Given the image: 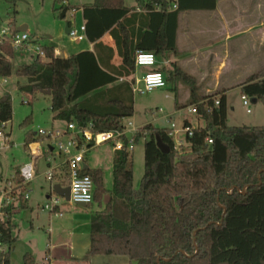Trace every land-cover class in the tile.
I'll return each mask as SVG.
<instances>
[{
	"label": "trees",
	"instance_id": "trees-1",
	"mask_svg": "<svg viewBox=\"0 0 264 264\" xmlns=\"http://www.w3.org/2000/svg\"><path fill=\"white\" fill-rule=\"evenodd\" d=\"M157 5L160 11H156ZM216 7L217 0H152L151 14L159 19L155 38L151 42L145 38L133 47L130 36L124 37L121 54L128 72L135 70L137 50L155 55L177 52L181 12ZM80 8L90 41L122 28V20L130 12L125 0H94ZM14 31L19 30L14 26ZM37 43L45 56L36 55L33 62L14 69L12 59L18 50L0 38V78L14 73L27 77L28 83L19 86V91L32 99L50 91L51 110L66 124H92L97 132L127 126L126 120L135 111L134 93L130 83L118 82L119 72L102 69L91 51L60 58L54 46ZM169 80L174 86L181 83L188 87L190 101L179 108L197 104L195 116L205 125L187 135L186 146L179 150L170 127L157 128L150 123L139 128L135 142L142 137L146 141L145 170L138 188L128 150L116 151L113 156L112 189L105 187L101 169L83 168L81 174L91 176L95 183L93 202L99 206L91 218L88 253L123 255L130 264H264V125L230 126L224 91L216 93L220 95L216 105L215 96L200 93L196 77L184 69L175 66ZM241 89L243 95L264 103V69L251 75ZM12 116V97L6 91L0 97V127L3 123L7 126ZM190 122L185 120L186 125ZM157 134L170 147L168 153L158 147ZM208 138L213 139L210 145ZM42 139V135L28 133L25 145L28 148ZM67 171L57 174L55 181L66 186ZM15 178L22 180L20 169ZM11 209V216L1 226L10 250L0 253V264H11L17 240ZM23 259L25 264H36L31 253Z\"/></svg>",
	"mask_w": 264,
	"mask_h": 264
},
{
	"label": "rangeland",
	"instance_id": "rangeland-1",
	"mask_svg": "<svg viewBox=\"0 0 264 264\" xmlns=\"http://www.w3.org/2000/svg\"><path fill=\"white\" fill-rule=\"evenodd\" d=\"M92 0H0V30L6 29L11 24L15 28L23 25L28 26V33L31 41H37L40 44L54 45L59 49L76 50L86 45V41L76 40L65 33V23L71 21L73 25H79L80 12L75 15L71 12L61 19L64 9L62 6L71 8L80 5L82 2H91ZM222 1V0H220ZM233 1V0H232ZM235 1V0H234ZM133 2V3H132ZM240 4H256L257 14L261 10L264 13V0H239ZM127 5L135 4L134 0H125ZM254 22V21H253ZM254 34L247 35L243 42L248 44L246 50L239 52L237 44H240L242 38L233 40L230 43V50L227 56V66L221 69V86L227 88V119L230 126H262L264 125V103L260 100L254 101L249 97V105L245 106L242 99V89L240 84L244 83L251 75L263 70L264 68V45L260 47L258 40L253 39ZM37 42H30L27 48L19 49L17 55L12 59L14 69L24 63H31L36 57ZM223 47V48H222ZM224 46H221V51ZM187 59L185 68L188 71L197 73L195 77L201 86L200 93L205 95H214L223 91H211L206 93V89H211L214 83L213 71L215 69H192L193 57ZM239 66H238V65ZM177 67L181 68L180 65ZM191 69V70H190ZM6 79V81H4ZM28 83L25 76H17L15 73L6 78H0V97L8 91L12 97L13 116L7 123L4 130L5 140L0 141V192L9 179L16 184L12 178L25 162L30 161L28 148L26 144V135L28 133H37L39 130L48 132L57 129L65 130L66 123L55 118V113L51 110V97L43 93H38L35 98H31L19 91V86ZM143 85V84H141ZM178 93L175 86L169 83L164 89H155L143 94L134 93L135 111L133 117L126 120V125L142 127L153 123L162 127H169L168 119L175 124L176 128H183L185 120L189 119L192 125H205L203 120H198L195 115L190 114L185 107L176 110L175 99L188 104L187 86L179 83ZM183 86L184 88H182ZM211 87V88H210ZM220 97V95H219ZM218 97V98H219ZM190 98V96H189ZM27 100H30L27 103ZM250 109V112L247 111ZM161 110V111H160ZM28 121L25 123V121ZM43 148L48 145L54 146V141L44 137L39 140ZM146 138L142 137L135 142L134 148L130 151L134 165V186L138 188L141 184L145 170V151L144 144ZM4 144V146H3ZM114 148L110 143L101 144L93 148L86 156L90 168H100L103 172L104 185L107 189L113 187V155ZM46 152V150H45ZM63 157L57 155L52 165L62 161ZM48 159L42 158L39 162L40 171L49 168ZM43 185L44 191L40 192L38 186ZM51 181L45 177H40L31 182L26 187V193L29 195V204H33L38 199L44 204L48 202L46 192L51 191ZM31 198V199H30ZM27 200V201H28ZM62 208H65L62 216L50 214L47 210L38 208H21L22 201L17 203V212L12 216L14 225V234L18 237L15 247L11 251V264H25L23 256L26 252L34 253L37 264L45 263V253L49 251L51 245L61 242L59 249L65 248L70 236V226L75 214L78 221L83 222L90 219L99 208L97 202H93L87 208L81 207L61 198ZM82 224V223H81ZM83 226V225H82ZM62 236V237H60ZM60 237V238H59ZM64 237V238H63ZM66 238V241H65ZM64 250H62V253Z\"/></svg>",
	"mask_w": 264,
	"mask_h": 264
},
{
	"label": "crops",
	"instance_id": "crops-1",
	"mask_svg": "<svg viewBox=\"0 0 264 264\" xmlns=\"http://www.w3.org/2000/svg\"><path fill=\"white\" fill-rule=\"evenodd\" d=\"M93 1L94 0H92L91 2H82L80 5L74 6L77 7L76 9H70L66 7L68 8L66 16L69 12H71L73 16L76 12H80L79 25H73L71 21H67L69 22L70 29L77 28L78 30H80L82 26L86 27V19L84 17V12L83 9L80 7L85 4H90ZM134 1L135 4H132V2L130 5H127L125 3V5L130 8V12L122 20V28H117L114 32L108 31L103 34V36L99 40L96 41H90L86 33V37L84 38V40L86 41V45L82 48H77L76 50L59 49L52 45L55 47V55L60 58H69L70 56L79 54L83 51H91L96 55L102 69H107L109 72L112 73L119 72L118 82L130 83L132 90H134V88L143 87V85H141L143 84L142 77L146 72L150 70H159L160 72H162L167 81V85L169 83H172L169 80V73L175 68V66L178 65H180L181 69H184L186 72L195 76V74L197 73L194 70L193 72L188 71L184 65L187 59H190V55H192L191 57H195L193 59L194 61L192 62V69H215L213 71L215 84L211 86L212 88L210 87L211 89H209V87L204 88L206 89V93L210 92V90L214 92L220 90L224 91L223 93L227 96V88L221 86L222 84L220 81V72L221 69H224L227 66V56L229 53L228 51L230 50V43L233 40L242 38L241 43L237 44V49L239 50V52H242V50L244 51L248 48V44L246 42H243V38H246L247 35L254 34L253 39L259 41L260 47L264 45L263 10H261L260 14L258 15L256 4H253L252 6V4L245 5L243 3V5H241L239 0H217V7L215 10H189L181 12L179 14L176 37V53L164 52L157 54V62L156 65L153 67L139 66L135 63V66L133 68L135 70L132 73H129L127 69L130 68H128L124 64V60L121 54V49L124 47L125 44L123 42L125 35L130 36V44H132L133 47H135V45H137L138 43L143 42L145 38L147 42H151L152 39L155 38V35L153 33H155V29L159 22V19H157L156 16L151 14L152 10H150L149 8L152 0ZM156 11H160L159 5L156 6ZM25 31H28V26ZM221 46H224L223 51H221ZM241 86L242 84H240V87ZM181 87L184 88L183 86ZM157 89L159 90L164 88ZM175 89L178 93L180 87L175 86ZM133 93L135 92L133 91ZM187 95L189 99L190 93L188 92ZM182 105H185L184 102H180L176 98V110H181L182 108L179 107ZM183 108L185 109V107ZM199 125L200 124H197L196 126ZM115 153L116 151H114V154ZM40 160L38 161L37 176L34 181L40 177L46 178V170H44L42 174L39 173ZM26 163H28V161L24 164ZM47 165H49V163H47ZM84 166L86 168L89 167L87 158H85ZM38 190L40 192H43V185L38 186ZM50 194L51 193L47 191L46 198H49ZM28 202L29 200H26L21 208H31L32 210L35 208L36 205L38 208L41 207L43 209L44 203L41 202L39 199L33 204H29ZM84 208H87V206H85ZM18 210L16 209L14 213ZM61 211L63 215L65 208H61ZM49 213L55 216H62L52 212ZM76 215L77 214H75L74 218L72 219V227L70 226L71 231L69 234L70 236H68V244L65 248H62L64 252L62 253V250L58 248L61 242H58L55 245H51L50 249H48L49 251H47V253H45L44 255L46 262L43 264H130L128 257L123 255H90L88 253V250L90 246L91 237V221L90 219H85L83 222L78 221L75 218ZM13 236L16 237L18 240V237L14 234V225ZM17 240L15 244L17 243ZM31 254L36 260L34 253Z\"/></svg>",
	"mask_w": 264,
	"mask_h": 264
},
{
	"label": "built area",
	"instance_id": "built-area-1",
	"mask_svg": "<svg viewBox=\"0 0 264 264\" xmlns=\"http://www.w3.org/2000/svg\"><path fill=\"white\" fill-rule=\"evenodd\" d=\"M69 35L76 40H83L86 37V27L82 26L80 30L77 28H71ZM0 38L2 40H7L11 43L14 49L27 48L31 41L30 34L27 31H14V26L11 24L8 28L0 30ZM36 55L45 56V53L37 45ZM156 55L152 52L137 51L135 56V63L139 66H150L156 65ZM6 81V79L4 80ZM143 87L134 88L135 93H146L153 91L157 88H165L167 86V81L162 72L157 70H150L146 72L142 77ZM243 104L245 106L249 105V98L245 95L242 96ZM216 105H219L220 101L218 97H215ZM186 110L195 115L198 112L197 104L187 106ZM161 111V110H160ZM250 112V109H247ZM170 123V128L173 131V136L175 139V149H181V147L186 146V137L192 136L194 130L198 126L192 124L186 125L184 123L183 128H176L175 124L168 119ZM131 126H126L122 130H110L97 132L93 130V125L89 124L87 127H79L76 123H69L65 130L57 129L52 132L45 130H39L37 134L47 137L54 141V146L48 145L47 148L42 147L41 141H36L30 143L28 146V152L30 154V162L24 164L20 168L21 181H16L15 176L12 180L16 183L14 184L9 179L6 180V185L0 192V253H7L10 250V246L3 240V230L1 226L6 220L11 216V212L8 210L10 207L11 211L17 209L16 204L23 202V200H28L29 195L26 193V187L30 184L37 176L38 161L41 158L46 157L48 159L49 168L45 172L46 179L51 181L54 185L58 183L55 181V176L57 174H64L61 172L65 168L68 170V181L67 185L63 187H70V201L74 204L84 203L86 205L93 202L95 183L91 176L81 174L83 170L85 158L87 154L95 147L104 144H112L115 151L128 150L131 151L135 144V134L139 131V128L130 123ZM6 123H3L0 127V141L6 139L4 136V128ZM213 143V139L208 138L207 144ZM36 145V148H34ZM4 146V144H3ZM52 148V149H51ZM59 155L63 157V160L55 165L51 166V163L55 157ZM60 184V183H59ZM53 185L51 187L52 193L49 196L47 203L43 205V209L55 213L57 215H62V203H60V196L53 190Z\"/></svg>",
	"mask_w": 264,
	"mask_h": 264
},
{
	"label": "water",
	"instance_id": "water-1",
	"mask_svg": "<svg viewBox=\"0 0 264 264\" xmlns=\"http://www.w3.org/2000/svg\"><path fill=\"white\" fill-rule=\"evenodd\" d=\"M67 11H68V8H65L63 10V12L61 14V19L66 17ZM65 28H66V33H69V31H70L69 22H66ZM26 29H27V25L21 26L18 28L19 31H25ZM49 94H50V91L47 92V95H49ZM254 101H256V99H254ZM156 127L159 128L160 125L157 124ZM156 141H157L158 147L161 149V151L163 153H168L170 151V147L166 143H164V141L162 140V138L159 134L156 135ZM53 190L57 194H59L60 196L64 197L66 201H68V202L70 201V187L69 186L63 187L61 184L55 183L53 185ZM78 205L83 206V207L86 206V204H84V203H80Z\"/></svg>",
	"mask_w": 264,
	"mask_h": 264
},
{
	"label": "bare ground",
	"instance_id": "bare-ground-1",
	"mask_svg": "<svg viewBox=\"0 0 264 264\" xmlns=\"http://www.w3.org/2000/svg\"><path fill=\"white\" fill-rule=\"evenodd\" d=\"M34 148H36V145H34Z\"/></svg>",
	"mask_w": 264,
	"mask_h": 264
}]
</instances>
